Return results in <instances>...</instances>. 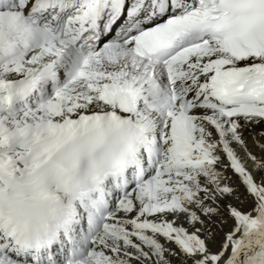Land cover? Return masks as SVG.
<instances>
[{
    "label": "snow or ice",
    "instance_id": "obj_1",
    "mask_svg": "<svg viewBox=\"0 0 264 264\" xmlns=\"http://www.w3.org/2000/svg\"><path fill=\"white\" fill-rule=\"evenodd\" d=\"M261 122L264 0H0V264H264Z\"/></svg>",
    "mask_w": 264,
    "mask_h": 264
},
{
    "label": "bare ground",
    "instance_id": "obj_2",
    "mask_svg": "<svg viewBox=\"0 0 264 264\" xmlns=\"http://www.w3.org/2000/svg\"><path fill=\"white\" fill-rule=\"evenodd\" d=\"M264 130V122L258 124H250L244 131L245 141L249 150L256 154L258 157L264 155V150L261 149L260 144H264V137L259 133ZM242 155V153H241ZM249 168L252 167L251 161H247ZM231 175V172L229 173ZM233 179L235 177L233 176Z\"/></svg>",
    "mask_w": 264,
    "mask_h": 264
}]
</instances>
